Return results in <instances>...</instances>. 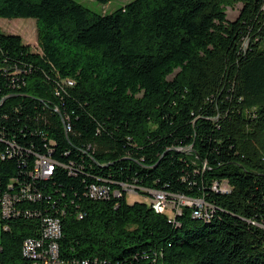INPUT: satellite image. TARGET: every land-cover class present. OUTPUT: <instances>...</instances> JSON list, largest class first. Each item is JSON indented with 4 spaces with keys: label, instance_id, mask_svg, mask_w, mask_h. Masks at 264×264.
Returning a JSON list of instances; mask_svg holds the SVG:
<instances>
[{
    "label": "trees",
    "instance_id": "obj_1",
    "mask_svg": "<svg viewBox=\"0 0 264 264\" xmlns=\"http://www.w3.org/2000/svg\"><path fill=\"white\" fill-rule=\"evenodd\" d=\"M0 18L35 20L40 50L0 30V198L17 212L0 222V264H33L21 247L44 215L62 219L66 264H264V0H133L104 15L0 0ZM38 155L54 162L46 179L30 176ZM91 185L206 212L97 202Z\"/></svg>",
    "mask_w": 264,
    "mask_h": 264
},
{
    "label": "built area",
    "instance_id": "obj_2",
    "mask_svg": "<svg viewBox=\"0 0 264 264\" xmlns=\"http://www.w3.org/2000/svg\"><path fill=\"white\" fill-rule=\"evenodd\" d=\"M54 170V162L49 155H38L32 165L30 176L34 178L46 179L52 175ZM126 188V189H125ZM216 188V187H215ZM124 190L138 191L131 185H123L121 190H111L107 186L103 185H91L89 188V197L94 201H109L110 199H117L123 195ZM222 191H228V188L221 186ZM150 196L148 199V205L155 213H164L169 211V218L173 219L174 214H180L183 207H194L192 216H201L204 209V203L200 200H192L180 195H172L170 198L160 191L145 190ZM125 195V194H124ZM123 195V196H124ZM10 193H6L0 198V222L2 220H8L11 216L16 215V209L14 207V198ZM170 206L167 210V202ZM64 212L62 213V215ZM86 217L85 210H79L76 213L78 220ZM43 231L40 237L26 238L21 247L22 255L25 258H29L33 261V264H66L59 257V241L62 237V219L56 216L44 215ZM6 229V228H4ZM67 264H88V261L81 262L73 261Z\"/></svg>",
    "mask_w": 264,
    "mask_h": 264
},
{
    "label": "rangeland",
    "instance_id": "obj_3",
    "mask_svg": "<svg viewBox=\"0 0 264 264\" xmlns=\"http://www.w3.org/2000/svg\"><path fill=\"white\" fill-rule=\"evenodd\" d=\"M83 7L99 14H110L113 11L123 7L125 4L133 0H111L106 4H100L94 0H74ZM242 9L240 2H232L225 8L226 19L228 21H234ZM0 30L5 34L18 35L22 42L27 45L34 53H40L38 41H37V26L33 19H1L0 18ZM227 188V187H225ZM126 189V188H125ZM125 194V195H124ZM124 195V196H123ZM123 195L115 199V205L119 204V200H124L127 204H133L135 202H142L147 204L150 196L147 192L127 191L124 190ZM170 203L167 202V210H169ZM188 207V206H187ZM169 211H167V214Z\"/></svg>",
    "mask_w": 264,
    "mask_h": 264
},
{
    "label": "bare ground",
    "instance_id": "obj_4",
    "mask_svg": "<svg viewBox=\"0 0 264 264\" xmlns=\"http://www.w3.org/2000/svg\"><path fill=\"white\" fill-rule=\"evenodd\" d=\"M196 217V216H195Z\"/></svg>",
    "mask_w": 264,
    "mask_h": 264
}]
</instances>
